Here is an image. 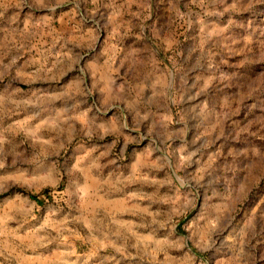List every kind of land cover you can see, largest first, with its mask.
Segmentation results:
<instances>
[{"label":"clouds","instance_id":"1","mask_svg":"<svg viewBox=\"0 0 264 264\" xmlns=\"http://www.w3.org/2000/svg\"><path fill=\"white\" fill-rule=\"evenodd\" d=\"M264 0H0V264H264Z\"/></svg>","mask_w":264,"mask_h":264},{"label":"rangeland","instance_id":"2","mask_svg":"<svg viewBox=\"0 0 264 264\" xmlns=\"http://www.w3.org/2000/svg\"><path fill=\"white\" fill-rule=\"evenodd\" d=\"M261 187H262V189H264V185H262ZM253 201H254V203H252L251 212H253V213L259 212L260 209L264 208V198H257L255 190L249 196V199L246 203L253 202ZM221 259H222V264H227V260H228L227 256H224Z\"/></svg>","mask_w":264,"mask_h":264}]
</instances>
